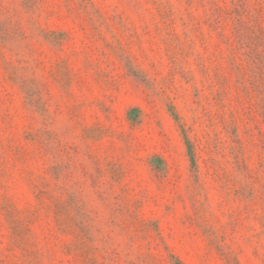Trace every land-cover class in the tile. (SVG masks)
Returning a JSON list of instances; mask_svg holds the SVG:
<instances>
[{"label": "rangeland", "instance_id": "374dc122", "mask_svg": "<svg viewBox=\"0 0 264 264\" xmlns=\"http://www.w3.org/2000/svg\"><path fill=\"white\" fill-rule=\"evenodd\" d=\"M0 264H264V0H0Z\"/></svg>", "mask_w": 264, "mask_h": 264}]
</instances>
